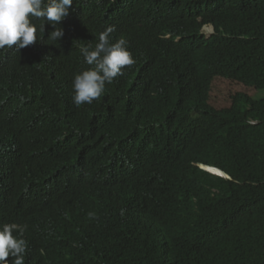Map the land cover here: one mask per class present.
<instances>
[{
	"label": "trees",
	"instance_id": "obj_1",
	"mask_svg": "<svg viewBox=\"0 0 264 264\" xmlns=\"http://www.w3.org/2000/svg\"><path fill=\"white\" fill-rule=\"evenodd\" d=\"M33 22L0 49V224L26 225V264H264V99L209 103L216 76L264 89V0H73L58 41ZM108 26L134 63L77 106Z\"/></svg>",
	"mask_w": 264,
	"mask_h": 264
},
{
	"label": "clouds",
	"instance_id": "obj_2",
	"mask_svg": "<svg viewBox=\"0 0 264 264\" xmlns=\"http://www.w3.org/2000/svg\"><path fill=\"white\" fill-rule=\"evenodd\" d=\"M72 4L73 0H0V49H4L6 46L9 48L15 46L16 50L20 51V49L36 43L38 27L33 22V18L41 21L39 31L44 32L45 25H51L54 30L49 33L48 38L60 40L64 36V30L61 27H57V25L69 15ZM114 31V26H108L99 33L98 42L94 47L86 45L80 48V53L86 64L92 67L88 68L85 63L84 65L81 63L80 68L74 74L71 83V95L75 105L91 104L94 100L105 95L106 83H112L114 78L123 75V69L126 66L134 63L132 54L126 46L127 41L124 38L118 39L115 43L111 42L110 37ZM199 34L197 24L195 35L198 36L204 45L209 47H217V44L221 41L228 40L223 39V37L210 40ZM160 38L162 40H171L175 43L181 40V37H174L168 33L162 34ZM217 77L228 78L225 76L214 77L210 86L211 91L213 82ZM244 99L253 100L245 96V93H238L230 97L232 106L224 109L232 108L235 102L246 107L247 103ZM212 108L214 107L212 106ZM224 109L215 110L221 111ZM217 170L225 174L221 169L217 168ZM214 175L219 178L224 177ZM92 215L94 214L89 213V216ZM25 228L26 225L17 223L0 224V264L27 263L29 257L25 253L26 241L14 235V233L22 235Z\"/></svg>",
	"mask_w": 264,
	"mask_h": 264
},
{
	"label": "rangeland",
	"instance_id": "obj_3",
	"mask_svg": "<svg viewBox=\"0 0 264 264\" xmlns=\"http://www.w3.org/2000/svg\"><path fill=\"white\" fill-rule=\"evenodd\" d=\"M238 93H245V96L253 100L264 99V89H256L241 82L217 77L212 85L211 105L218 110L229 108L232 106L230 97Z\"/></svg>",
	"mask_w": 264,
	"mask_h": 264
},
{
	"label": "bare ground",
	"instance_id": "obj_4",
	"mask_svg": "<svg viewBox=\"0 0 264 264\" xmlns=\"http://www.w3.org/2000/svg\"><path fill=\"white\" fill-rule=\"evenodd\" d=\"M207 24L205 23V22H201L200 24H199V26L200 27H202V26H206ZM200 33V32H199ZM213 33H214V29L211 27L210 29H208V30H206V37L207 38H209L210 40L211 39H215V37L213 36ZM200 35V34H199ZM185 40H188L187 38H184ZM189 53V52H188ZM201 166H203L207 171H209V172H217V171H219V170H217V168H214V167H210V166H206V165H201ZM219 169V168H218ZM223 171V170H222ZM219 173H221L220 171H219ZM182 191H184V190H182ZM186 191V190H185ZM157 233V232H156Z\"/></svg>",
	"mask_w": 264,
	"mask_h": 264
}]
</instances>
